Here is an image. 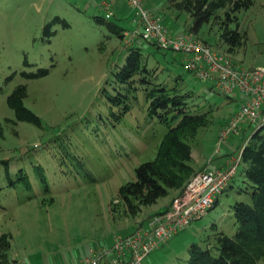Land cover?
Instances as JSON below:
<instances>
[{
    "label": "rangeland",
    "instance_id": "1",
    "mask_svg": "<svg viewBox=\"0 0 264 264\" xmlns=\"http://www.w3.org/2000/svg\"><path fill=\"white\" fill-rule=\"evenodd\" d=\"M142 1L171 35L192 33L193 19L177 7L179 0ZM135 13L124 0H0V236H12L11 264H77L90 246L103 247L134 231L179 195L173 191L136 216L116 199L119 188L136 179V168L156 157L169 129L150 116L142 90H132L119 104L108 98L127 93L115 74L131 44L142 48L148 66L170 87L192 91L194 101L213 109L210 123L191 142L197 171L224 166L254 131L248 127L220 143V130L246 95L227 97L197 79L185 68L182 53L131 40L126 33L135 27ZM238 15L247 35L233 53L219 44L213 23L195 36L245 67H264V0ZM121 29H126L123 37ZM41 69L48 73L25 75ZM19 85H26L24 104L42 119L41 127L18 120L10 107L8 97ZM125 104L130 106L126 112ZM243 169L242 163L237 178ZM236 185L142 264H187L193 243L215 242L214 224L233 235V204L247 200Z\"/></svg>",
    "mask_w": 264,
    "mask_h": 264
},
{
    "label": "trees",
    "instance_id": "2",
    "mask_svg": "<svg viewBox=\"0 0 264 264\" xmlns=\"http://www.w3.org/2000/svg\"><path fill=\"white\" fill-rule=\"evenodd\" d=\"M255 1L179 0L175 3L179 9L191 15L194 35L199 34L204 25L213 23L218 27L219 44L226 46L228 53H233L244 45L247 35L240 29L238 13L251 8ZM95 19L107 21V17ZM55 20L59 21L60 18ZM65 24L68 25L67 22ZM108 24L111 29L116 28L114 23ZM124 32L126 29H121L118 34L123 37ZM157 72L148 66L142 48L131 44L125 63L115 74V81L122 84L127 93L119 91L117 96H108L119 104L122 99H129L128 93L132 90H142L149 102L150 116L169 127L158 146L156 157L139 165L136 179L119 188L116 199L131 216L138 215L144 206L156 203L173 191L179 194L183 192L189 179L197 172L192 165L191 142L200 128L208 126L213 110L194 101L192 91L184 90L179 85L170 87L166 80L159 78ZM47 73L48 69H41L38 73L25 75L36 77ZM102 91L106 93L107 89L104 87ZM26 96V85H19L8 97V103L15 110L18 120L41 127L42 119L24 104ZM129 109L130 106L125 104L124 112ZM242 163L243 173L237 178V170L228 186L234 188V184H237L235 188L238 192L247 196V200H238L233 204L235 233L229 235L218 230L214 224L215 242H208L207 247L193 243L189 248L187 264H261L264 258V127L250 135L249 142L242 150ZM217 203L218 197L215 205ZM11 240L10 233L0 236V264H11Z\"/></svg>",
    "mask_w": 264,
    "mask_h": 264
},
{
    "label": "built area",
    "instance_id": "3",
    "mask_svg": "<svg viewBox=\"0 0 264 264\" xmlns=\"http://www.w3.org/2000/svg\"><path fill=\"white\" fill-rule=\"evenodd\" d=\"M111 2V0H104ZM134 9L135 27L126 34L131 40L143 39L167 51L182 53L185 68L197 79L212 84L231 97L246 95L220 130L219 142L233 135L241 136L246 128L254 131L264 127V67L248 68L229 55L215 51L193 33L170 34L167 26L147 8L142 0H124ZM112 13H106L111 18ZM244 140L239 153L227 159L223 167L204 168L187 182L183 192L171 205L134 231L118 235L101 246H90L77 264H142L147 256L193 221L203 218L215 205L216 199L228 188L242 161Z\"/></svg>",
    "mask_w": 264,
    "mask_h": 264
},
{
    "label": "crops",
    "instance_id": "4",
    "mask_svg": "<svg viewBox=\"0 0 264 264\" xmlns=\"http://www.w3.org/2000/svg\"><path fill=\"white\" fill-rule=\"evenodd\" d=\"M247 129V128H246ZM228 159V158H227ZM227 159H225V163L223 164L224 166L227 164ZM223 167V166H222ZM167 207H165L164 209L162 210H165Z\"/></svg>",
    "mask_w": 264,
    "mask_h": 264
}]
</instances>
